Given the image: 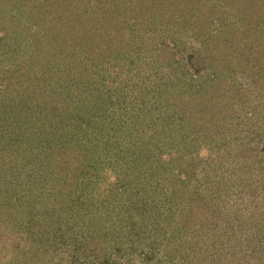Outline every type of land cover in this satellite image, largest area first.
Instances as JSON below:
<instances>
[{
	"label": "trees",
	"instance_id": "trees-1",
	"mask_svg": "<svg viewBox=\"0 0 264 264\" xmlns=\"http://www.w3.org/2000/svg\"><path fill=\"white\" fill-rule=\"evenodd\" d=\"M31 1L14 0L13 8L7 10V1L0 0V7L8 12L4 18L8 15L23 20L30 30L37 25L35 32L44 38L36 44L50 52L46 64L40 60L43 69L44 65H57L61 59V48L71 40L65 37L67 27L86 43L91 39L87 51L97 63L104 55L112 57L125 51L126 42L119 34L126 32L129 9L137 13L135 23L139 27L148 12L156 21L167 24L165 15L176 14L172 7L179 0H96V6L91 3L87 8L88 14L99 9L109 18L106 24L95 23L85 33L70 16L65 19L57 13L59 9L69 12L70 8H79V0H56V5L51 0H37L39 5ZM238 1L245 8L248 0ZM233 2L220 0L213 6L234 7ZM42 4L47 6L44 14L39 13ZM235 14L238 16V12ZM147 20L149 27L152 20ZM257 20L252 28L246 27L243 16V25L235 21L238 43H233L231 31L222 29V20L217 21L220 32L194 41H188L168 24L167 39H160L155 49L162 58L158 72L163 76L152 96L159 100L157 105L165 102L172 109H163L160 115L156 108L148 107L149 103H141L149 111L145 127L138 121L140 116L132 120L136 121L133 130L128 120L111 124L112 113L105 111L98 99V108L88 110L93 116L60 118L65 112L58 106L63 101L60 95L55 97L54 91L43 88L35 94L47 105L43 118L49 130L40 131L42 142H51L47 160L62 177L51 180L46 175L45 186L37 188L46 197L32 199L27 215L30 222H18L17 228L2 232L0 264H48L49 260L53 264H238L245 258L264 264V25ZM111 23L119 32L98 55L96 49L101 45L95 43V34L98 30L109 31ZM44 72L43 79L52 77L50 70ZM161 118H171L176 128L170 133L164 131L159 126ZM46 125L40 123L44 129ZM254 134V140H249ZM180 137L182 142L197 143L201 138L214 150L221 139L236 137L240 142L234 154L230 150L222 157L228 156L220 175L215 169L220 167L221 154L209 155L207 174L202 176L205 173L200 171L206 166L202 161L197 163L193 154L188 156L192 146L182 147V143L176 149ZM244 171L250 183L246 194L224 192L230 187L225 176ZM242 177L238 176L237 181L241 182ZM211 191L217 193L212 196ZM149 193L154 196L148 207ZM126 202L132 211L136 206L130 218L126 216ZM41 211L46 215L38 217ZM16 212V219L26 218L20 210ZM133 216L137 222H118ZM36 217L45 220L40 228L33 229ZM66 223L70 227L65 229ZM110 223L118 226L113 230ZM110 235L115 242H109ZM124 249L129 253L121 254ZM40 252L47 253L43 256Z\"/></svg>",
	"mask_w": 264,
	"mask_h": 264
},
{
	"label": "rangeland",
	"instance_id": "rangeland-1",
	"mask_svg": "<svg viewBox=\"0 0 264 264\" xmlns=\"http://www.w3.org/2000/svg\"><path fill=\"white\" fill-rule=\"evenodd\" d=\"M6 1L8 4H6L5 9L9 6L13 8L12 4L14 0L12 2H10L11 0ZM86 1L87 3L84 0H79L77 7H80L76 9L70 8L69 12H62L60 9L57 10V13L61 14L65 19H70V16L72 21H74L73 24L76 22V27L80 28L82 33L92 29V25L95 23L97 25L100 22L106 24L109 18H107L109 16L108 14L103 16L99 9H96L93 14L90 13L91 15L88 14L87 8L89 5L93 3L96 6L97 4L95 3L96 0ZM215 1L219 2L220 0H179L176 2L175 7H172L176 14H172L171 16L165 15L167 24L156 21V17L149 16L148 14L150 13L148 12L147 17L142 16V19H139L142 24L141 27L138 26L139 23H135L137 13L129 9L127 13L129 17L125 19V22H128L126 32L122 35L119 34L120 38L126 42L125 51L119 52L116 55L113 54L112 57L111 55H104V59L97 60V63L92 62V53L87 51L91 49V39L86 43L75 31L73 33L68 32L69 26L67 27L65 37L71 40L69 42L65 41L64 47L61 48L62 53H60L61 56L59 55L61 59L58 60L57 65L50 64V67L43 64V69L41 68L42 64L40 60L46 64V61L50 58V52L42 50L43 48L36 44L37 41L44 38L39 31L35 32L36 30L34 28L37 25L32 24L34 28L30 30L25 28L23 20L14 19L8 15L4 18L8 12L6 11V13L0 7V226H2L0 228V240L5 235L2 232H9V230L15 227L17 228L18 222H30L27 215L30 211L31 201L34 198L43 199L46 197L45 193L39 192L41 190L37 189L40 186H45V181H47L46 175L51 180L54 177H62L61 174L56 175V170H54L52 164L50 165L47 160V153L49 152L48 146L49 148L51 147V142L48 143L46 139L42 142V133L49 130L46 122H44L47 119L43 118L47 113V105L44 106V102H40L35 94H39L43 88L54 91L53 94L56 93L55 97L60 95V99L63 101L58 106L60 108L63 107V111L65 110L60 118L71 119L78 115L76 118L79 119L85 115V119H87L90 115L93 116L88 110L93 109V107L98 108L97 102L99 101L105 111L112 113L109 119L111 124H120L128 120V124L133 130L134 123L140 116L138 121L145 127V119L149 111H147V107L144 109L141 103H149L148 107L156 108L160 115L163 109H166L164 112H170L172 109L169 105L165 104L164 98L162 99V103L164 102V104L160 106L157 105L159 100L152 96L159 89L158 81L163 76L158 72V68L162 64V58L158 56L155 49L160 39H167L166 37L170 32L168 29L170 27L169 25L176 27L173 28L174 31L181 32L183 34L182 36H186L185 39L187 38L188 41H194L199 36L207 37L216 31L220 32L218 31L220 28L217 21L222 20V29L226 28L235 36L233 43H238L236 39L240 35H236V30L238 31L239 28L235 21L241 22L243 25V22L240 21L241 16L245 17L244 23L248 24L246 26L248 28L253 27V21L255 22L257 18V21L264 25V0H248L245 8L239 4L240 2L238 0H233L232 5L235 8L231 7V5L219 6L218 8V6H213ZM37 2V0L31 1L32 4ZM50 2L55 5L57 4L56 0H51ZM37 5H39V2ZM39 9V13L42 12L44 14L43 11L47 9V6H43L42 4ZM235 11L238 12V16H236ZM75 12L77 13L76 15ZM26 15L28 16L30 14L27 13ZM77 16H79L78 19L75 18ZM144 18L146 19L144 20ZM148 18L152 20L149 21L151 23L149 27H147ZM123 24L124 22L121 23V25ZM121 25L119 24V26ZM113 28H115L114 24L111 23L108 28L110 29L109 31L99 32L98 30L96 32L94 41L96 44L100 43L101 45L99 50L96 49L98 55H101L104 44L112 42L109 40L117 36L119 30L116 33ZM115 42L117 41L115 40ZM84 44H86V47L83 46ZM40 54L41 57L43 56V60L41 57V59L39 58ZM114 56L116 57L113 58ZM49 70L52 77L43 79L42 77H46V74L42 76V72L45 71L48 73ZM132 120L136 121L132 122ZM146 121L148 120L146 119ZM41 122L45 123V129L40 126ZM245 122L249 121L245 120ZM160 124L161 129L169 131L168 133L172 131V128H176L171 118L170 120L161 118ZM255 136L256 134L252 135L249 140L253 141ZM235 139L238 138L232 137L216 141L219 146L217 150H214L212 147L207 146L201 138L197 143L182 142L183 139L180 137L179 140H176V149L179 150L182 143V147L184 145L192 146L188 156L190 157V154H193L197 163L202 161L203 166H206L200 171V173H205L202 176L207 174L206 169L209 167L207 159L209 155H217L218 157L221 154L220 158L218 157L220 167L215 169L220 175L228 156L225 158L222 157L228 155L227 151L230 152V150L234 154L236 146L240 142V139ZM258 144L262 147L261 143ZM254 149H257V145H255ZM110 152L106 154L108 155ZM221 159L223 162L222 165L220 163ZM41 163L43 165L46 164V168L45 166H41ZM255 173L256 171L253 174ZM241 175H243L241 182L237 181V179H240L238 176ZM225 180L230 182L228 185L230 187H226L227 190L224 192L230 195H237L239 191L246 194V190L250 185L248 175L245 174V171L243 174L238 172L231 176H225ZM216 193L217 191H211L212 196ZM149 195V200L145 204L148 207L152 201L151 197L154 196L151 193ZM35 204H37L36 201ZM135 207L132 211L131 206L126 202V216L130 218L135 214ZM143 208L145 209L144 206ZM17 210H20L26 218L19 217V219H16ZM36 211L34 209L33 213H36ZM44 215L46 213L41 211L37 216ZM38 217H36V220H32L34 225L33 229L36 226L40 228V225L45 220H37ZM129 218L127 220L126 217L125 222H118L120 225H124L125 223L137 222L138 220L134 216L132 217L134 221L132 218L129 220ZM55 224L58 226L60 223L56 222ZM74 225L76 226V224ZM117 226L114 225L113 230ZM66 227L69 228L70 224L68 225L66 223L64 228L66 229ZM34 232L38 231L34 230ZM62 232H66V230H62ZM110 236L109 242H115L112 241V235ZM223 236L227 237L225 235ZM246 246H244V249ZM22 252L25 251L23 250ZM246 252V250L243 251L244 256L248 253ZM46 253H42V255L44 256ZM125 253H129V251L127 249L121 251V254ZM123 261L126 263L124 259ZM13 262L15 263L16 261L13 260ZM47 263L53 264L54 262H50L49 260ZM92 263L91 261L83 264ZM242 263L262 264V262L256 260L248 261V258L242 259V262L240 261L238 264ZM103 264L107 263L104 262Z\"/></svg>",
	"mask_w": 264,
	"mask_h": 264
}]
</instances>
